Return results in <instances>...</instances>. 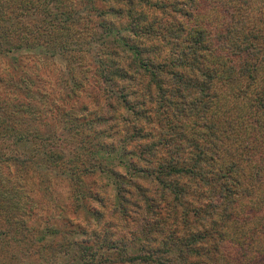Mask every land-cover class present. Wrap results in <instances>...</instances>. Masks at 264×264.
<instances>
[{
    "label": "trees",
    "instance_id": "1",
    "mask_svg": "<svg viewBox=\"0 0 264 264\" xmlns=\"http://www.w3.org/2000/svg\"><path fill=\"white\" fill-rule=\"evenodd\" d=\"M204 2L208 1L0 0V257L8 240L25 241L31 246L29 251L15 249L17 257L24 253L34 257L39 240L35 232L23 235L30 220L18 214L19 209L26 212L21 195L36 187L38 192L49 193L50 183L59 179L58 172L75 182L84 180L85 187L75 186L77 192L82 191V198L98 196L87 185L88 179L98 175L112 180L109 186L120 199L113 213H118L125 224L137 223L126 204L141 208V201L149 206L151 202L147 201L154 200L135 179L150 177L155 186L167 187L177 196V184L169 178L183 172L208 186L215 185L212 192L221 198L215 206L217 212L238 207L240 213L244 212L245 218L239 220L242 223L263 220L264 18H257L264 16V0H218L216 6L222 12L216 21L202 17ZM37 48L39 54L18 55ZM57 56L67 68L57 77L56 83L63 90L56 100L44 94L40 74L24 69L34 65L36 58L53 62ZM22 58H29L30 65ZM85 66H95L98 75L91 79L85 74V79H77L76 72H82ZM88 79L97 84L95 96L88 103L79 101L77 95L73 101V90L83 95ZM115 106H122L128 113L120 115ZM151 116L159 119L158 124L167 120L173 129L176 123L195 121L186 129L190 132L186 149L189 156L180 158L181 150L173 144L176 137L169 147L177 152L168 163L157 159L158 147L168 146V142L162 146L164 139L137 152L128 143L119 147L121 121L126 122L127 134L147 131L142 135L144 142L153 140L148 139ZM186 131L178 134L185 139ZM73 139L77 152L72 154L68 144ZM138 161L145 165L137 166ZM256 194L259 203L244 210L242 198ZM88 210L94 214L93 208ZM145 216L140 224L145 222L148 229L142 226L140 233L148 238L157 225ZM63 223L72 228L67 236L73 235V223ZM74 228L81 233L80 226ZM257 230L256 225L250 234H240L241 254L237 251L236 257L230 256V262L264 264V244L261 253L253 251ZM48 231L52 236L67 238L59 235L61 229ZM88 231L83 229V235L93 239L73 242L75 249L60 243L57 251L74 252L79 264H96L104 248L120 256V246L109 238L108 231L103 239L97 231ZM132 234V240H137L134 231ZM190 237V244L181 239L177 245L162 241V249L151 243L138 245L139 253L127 255V262L213 264L205 260L206 249L202 247L201 251L205 238L195 234ZM139 242L143 243L142 239Z\"/></svg>",
    "mask_w": 264,
    "mask_h": 264
},
{
    "label": "rangeland",
    "instance_id": "2",
    "mask_svg": "<svg viewBox=\"0 0 264 264\" xmlns=\"http://www.w3.org/2000/svg\"><path fill=\"white\" fill-rule=\"evenodd\" d=\"M206 1L208 2H204L205 5L201 8L203 9L201 12L202 17L208 16L209 18L207 19L211 21L220 19L221 13L219 12L222 11L217 8L219 3L218 0ZM260 6L261 4L256 5V7ZM262 18H264V16L258 17L257 19L259 20ZM202 19L204 18H201V20ZM258 20H255V23H257ZM116 21H118V19ZM121 22L123 23L124 21L122 20ZM104 51L108 52L109 50L104 49ZM32 54H39L38 48L33 51H20L18 55L29 57L28 55ZM22 59L25 64L30 65L29 58ZM34 61L35 64L32 65L31 63L30 67L26 66L27 68H25L24 71L29 74L35 71V75L40 74L42 77L41 80L44 84V94L54 97L57 100L63 90V87L60 88L56 83L57 77L61 71L64 73L66 70L67 67L65 61L60 56H57L53 62H49L48 60L46 62H42L37 58L34 59ZM93 67V69H89L85 66L82 68V72H76L75 70H73V72H76L75 75H77V79H85V74L88 78L93 79V75H98V69L95 66ZM67 84L68 86L72 85L70 83ZM95 85L97 84L91 83L90 79H88L86 83L83 84V95H79L77 91L73 90L75 94V96H73V101H75L77 95V99L79 101L82 103H88L89 100L95 96ZM116 109L119 111L120 115H126L128 113L122 108V106H118ZM151 117V124L149 125L151 130L148 128L147 130L151 131V133L148 134V139L153 137V140H148V143L144 142L143 139L146 138L142 135L147 131H144L143 133L140 131V133L135 135L127 134L126 122L121 121V137L119 147L128 143L131 144L132 149L137 152L143 149L144 146H146V149H149L148 146L151 145L153 141L157 143V140L159 139L158 143H160V141L164 139L162 141L164 145L162 146H166L165 143L167 142L168 146L158 147L157 159H164L162 163H168L171 162V156L177 152L175 149H171L169 147L171 145V141L174 137H176L173 144L178 146V150H181L179 151L181 155L180 158L184 157L185 159L186 156H189L190 154H188V150L186 149L189 145L187 139L190 137V132L186 131V129H189L191 123H195V121H190V124L186 121L176 123V127H174L175 129H173V127H169L167 120L163 124H158L159 119H155L153 116ZM172 119L173 118H171V120ZM163 120L164 118H161V121ZM112 125L114 126V124ZM73 126L75 129L77 128L76 123L73 124ZM124 126H126V128H123ZM87 129L88 128L86 127V131ZM59 130L60 128L57 131ZM183 131H186L185 139L178 134ZM112 141L116 142V140ZM76 143L77 141L73 139V142L68 144L72 154L77 152L74 148L76 147ZM90 145H92L91 141ZM129 158L136 161L135 156H130ZM127 162H129L128 159ZM186 163L191 165V162ZM141 164L145 165V163H141L139 161L136 162L137 166H140ZM86 167L90 171H95L93 166L86 165ZM208 167L209 166H206L205 169H208ZM215 168L216 167L214 166V169ZM119 169L120 168H117V170ZM120 171L123 174L126 173V170L121 169ZM174 176L175 177L173 179L169 178V180L177 184V196L176 194H173L172 190L167 189V187L164 188L161 185L155 186L152 183L153 179L150 177L135 179L134 181L136 183L149 190V196L154 200L147 201L148 203L151 202V205H149L152 207L150 208V211L149 206H146V202L144 201L140 202L141 208H136L129 203L126 204L131 211L129 212L130 217L136 219L137 223L131 224V222H129V224H125L124 221L120 219V215L118 213H113L115 211L114 206L118 205L120 199H118L117 191L112 186H109V184L112 183V180H109L108 177H98V175L93 176L90 180L88 179L86 183L87 185H90L92 192L98 196L93 197L90 195L82 198V191L77 192L75 190V186L79 185L85 187V185L82 184L84 180L81 182H75L64 178L61 172H58L59 179L53 180V182L50 183L51 190L49 193L38 192L36 187V189L34 188L32 191L29 190V192L24 194L22 193L21 195L22 203L24 204L26 212L19 209L18 214H21L22 218L24 217L26 221L30 220L28 223L29 227L24 228L25 231L23 232V235L27 236V234L31 232H35V234L37 233L36 241L39 240L38 245H40V248L34 252V257L28 256L25 253L17 257L15 249L19 250V248L22 247L26 251H29L31 246L25 241L19 243L15 240H8L2 246V249H5V252H7H4V256L0 257V264H79L75 260L74 252L68 253V250L58 252L57 249L60 243L75 249L73 242L77 243L86 237L87 239H93L89 236L83 235L82 233L83 229L88 228V232L94 230L100 233V239H103L105 231H108L109 238L115 241V245L120 246V256L117 252H110L112 254L108 253V250L105 248L101 250L97 256L96 264H138V261L127 262V255L134 256L139 253L137 248L138 245L143 246L151 243L154 247L162 249L160 244L162 241L167 242V244L177 245L178 241L184 240L181 242L190 244L192 242V238L190 236L194 234L205 238L200 244L201 251L203 247L206 249V253H208V258L205 260L211 261L213 264H234L230 262L229 258L230 256L236 257V253L240 249V234H250L256 225L258 230L254 233V238L257 236V242L253 245V251L254 253H259L262 247L261 244H264V235H261V233L264 232V218L260 223L247 224L239 221L245 217L244 212L240 213L238 207L237 209L234 208L231 211H221V209L216 208L218 210L217 212L215 210V206L221 202V198L212 192V187H215L214 184L210 183L208 186L204 181L199 180V178H193L186 172L174 174ZM30 181L31 180H29V182ZM248 185L249 181L245 179V186L248 187ZM209 187H211V189ZM259 196L263 197V194H260ZM257 197L258 195L256 194L254 197H248V199L242 198L241 204L243 209L246 210V208L259 203L256 200ZM89 207L93 208L94 214L92 212H88ZM133 208H135V212H133ZM262 209L264 210L263 205ZM151 211H153L151 215L146 214L149 212L151 213ZM144 216L145 218H150L152 220L151 224L153 223L154 225H157L155 230H152L150 227L151 230L149 231L150 234L148 235V238H145L142 232L140 233L142 226H145L146 229H148L145 222L144 224H140V222H143L142 219ZM224 217L227 218L225 219ZM229 219H232V221ZM65 221L73 223V235L67 236V234H69L68 230L72 228L69 224H64L63 222ZM89 222L91 225L86 228V225ZM74 226H80L82 228L79 229L81 233L77 232ZM47 229H61V231H59L61 232L59 235L67 236V238L52 236L50 231L46 232ZM146 229L145 231H147ZM132 231L136 234L137 240H132ZM74 233H77L78 235H75ZM141 239L143 243L139 242ZM134 243H136V246ZM222 243L224 244L221 246ZM99 244L101 245L100 242ZM4 246H6V248H4ZM126 246L129 247V249L126 248ZM124 250H127V252H124ZM122 252L125 256L121 254ZM65 253L66 255H63ZM239 253L241 254V251H239ZM193 259L198 261L196 256H194Z\"/></svg>",
    "mask_w": 264,
    "mask_h": 264
}]
</instances>
